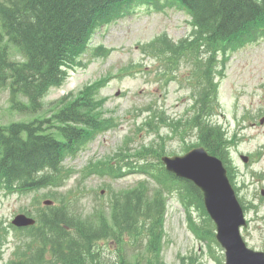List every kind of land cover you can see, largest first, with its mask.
<instances>
[{"label": "trees", "instance_id": "16d2710c", "mask_svg": "<svg viewBox=\"0 0 264 264\" xmlns=\"http://www.w3.org/2000/svg\"><path fill=\"white\" fill-rule=\"evenodd\" d=\"M136 1L0 0V88H9L12 107L23 109L26 115L37 112L49 89L64 84L67 74L63 69L81 65L79 57L88 49L91 36L122 17L126 6ZM177 1L192 14L194 37L176 44L161 36L143 51L156 56L166 70L174 69L180 59L191 62L194 115L174 121L164 112L152 110L138 128L157 138L134 151L139 171L155 180L156 185L150 186L144 180L134 188L115 192L108 211L101 208L87 216L70 199L62 198L56 205L42 209L38 224L26 230L27 235L19 239L5 264H128L122 252L129 245L141 250L139 255L146 264H160L166 196L174 192H183L182 204L194 233L202 239L213 236L200 191L166 172L160 160L167 154L166 140L171 135L187 141L193 129L199 131V144L215 155L221 154L220 146L226 142L224 133L208 122L216 108L213 58L202 56L212 55L217 43L223 46L258 33L264 27V0ZM11 48L18 49L25 61L11 60ZM104 82L59 101L49 119L36 117L28 122L0 124L1 189L32 191L58 187L69 179L71 171L62 166L66 157H73L99 133L117 125L116 119L105 118L98 110L103 100L96 99V93ZM25 97L28 103L23 101ZM163 128L170 130V136L163 134ZM193 145L187 144L186 149ZM126 158L117 155L92 163L87 170L121 177L124 169L134 167L132 162H125ZM193 210L200 214V225ZM5 240L6 231L0 227V258ZM103 241L117 245L114 260L105 257L100 247Z\"/></svg>", "mask_w": 264, "mask_h": 264}, {"label": "rangeland", "instance_id": "374dc122", "mask_svg": "<svg viewBox=\"0 0 264 264\" xmlns=\"http://www.w3.org/2000/svg\"><path fill=\"white\" fill-rule=\"evenodd\" d=\"M165 1V0H164ZM170 1V0H167ZM172 2V1H170ZM143 0H137L126 6L125 17H120L114 23L102 27L92 38L89 51L82 57L84 66L69 70L67 81L60 88H52L46 95L43 107L38 114L21 115L13 113L10 109L9 92L0 90V122L8 124L12 121H30L36 117L49 118L53 113L50 110L55 102L74 94L85 85L90 84L101 77L108 75L110 82L100 90L98 98L104 100L100 107L105 118L116 119L117 126L109 131L100 133L95 139L89 141L74 157H68L64 165L75 170V174L67 183L58 187L57 195L64 197L67 194L73 204L84 212H92L99 204H107L109 201L108 188L120 191L134 186L141 179L146 178L140 173H131L123 178L111 176L88 175L83 181H79L81 172L91 161L97 162L107 157H112L125 146L127 136L133 138L130 148L139 147L141 144H149L157 139L153 134L138 130L141 121L147 116L145 110L155 104L166 111L170 118H179L188 113L190 102L189 95L192 88L185 81V89L177 82L169 85L157 81L153 73L157 63L153 58L142 54L140 46L158 35L166 33L172 40L178 41L188 36L192 31L191 17L176 3L163 10L156 9L153 5H145ZM102 44L111 49L108 57H96L93 48ZM13 59L20 61L22 57L13 52ZM141 63L143 69L135 71L131 76L119 73L133 70L132 66ZM187 66V65H186ZM141 68V67H139ZM184 72L179 71L180 78L187 77V67ZM183 76V77H182ZM120 91L119 95L116 93ZM220 113L213 119L226 129L228 136L240 140L237 147L230 151L229 157L233 165V175L239 186L243 182L250 184L251 171L264 172V40L250 45L232 55L231 61L225 68L224 77L220 80L219 88ZM168 129H164L166 135ZM166 140L168 154L182 155L185 147L178 137H170ZM196 141V136H189ZM255 156L258 159L254 165L244 164L239 155ZM129 161L138 162V158L130 155ZM264 186V183H262ZM151 186H155L151 183ZM258 185L249 190H243V201L257 203L255 197L259 194ZM260 186V185H259ZM54 190V191H55ZM104 190V197H98ZM47 191L18 196L0 191V223L9 228L14 216L21 211L30 210L35 214L31 202L34 196H42ZM72 192V193H70ZM255 192V193H254ZM252 198V200H251ZM260 215L264 214V202L261 203ZM255 212V211H254ZM195 213V217L198 218ZM257 215V214H256ZM255 213L248 212V217L253 220ZM261 227V228H260ZM6 240L3 261H8L11 252L18 245L20 237L24 233H15L11 227ZM165 242L162 253L164 264H218L217 260L209 258V245L198 241L189 231L183 208L175 197L168 201V212L165 222ZM243 236L249 247L259 250L264 248V222L252 223ZM107 258L115 256L114 249L117 245L111 241L101 243ZM223 260L220 246L212 245ZM126 257L133 255L131 248L124 246ZM0 263V264H1Z\"/></svg>", "mask_w": 264, "mask_h": 264}, {"label": "water", "instance_id": "95a60500", "mask_svg": "<svg viewBox=\"0 0 264 264\" xmlns=\"http://www.w3.org/2000/svg\"><path fill=\"white\" fill-rule=\"evenodd\" d=\"M162 161L168 171L192 181L203 191L206 207L217 224V238L227 250V264H264V254L246 249L240 237L242 210L221 164L203 149H194L184 156L163 157ZM14 224L26 227L34 221L18 216Z\"/></svg>", "mask_w": 264, "mask_h": 264}, {"label": "bare ground", "instance_id": "6f19581e", "mask_svg": "<svg viewBox=\"0 0 264 264\" xmlns=\"http://www.w3.org/2000/svg\"><path fill=\"white\" fill-rule=\"evenodd\" d=\"M145 3H147L148 1L147 0H143ZM170 1H172V2H179V1H177V0H170ZM184 6V5H183ZM185 7V6H184ZM186 8V7H185Z\"/></svg>", "mask_w": 264, "mask_h": 264}]
</instances>
